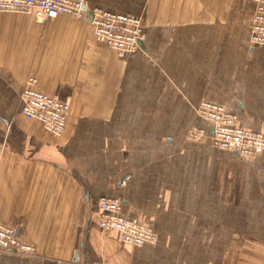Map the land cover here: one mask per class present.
<instances>
[{
  "label": "crops",
  "instance_id": "0c3cea01",
  "mask_svg": "<svg viewBox=\"0 0 264 264\" xmlns=\"http://www.w3.org/2000/svg\"><path fill=\"white\" fill-rule=\"evenodd\" d=\"M138 17L119 56L86 20L0 15V222L33 245L0 264H264V153L217 147L202 102L264 131V45L249 0H86ZM29 76L70 105L61 136L21 113ZM207 133L191 140L188 133ZM120 180H125L121 185ZM101 197L157 235L124 243L97 226Z\"/></svg>",
  "mask_w": 264,
  "mask_h": 264
},
{
  "label": "built area",
  "instance_id": "2783aa9c",
  "mask_svg": "<svg viewBox=\"0 0 264 264\" xmlns=\"http://www.w3.org/2000/svg\"><path fill=\"white\" fill-rule=\"evenodd\" d=\"M86 0H0V12L33 14L43 21L59 15L86 20L96 38L114 50L119 56L132 53L139 45L143 24L140 18L116 14L102 9H85ZM256 5L252 19L251 41L264 45V0H249ZM21 113L28 121H36L54 136H61L67 127L70 105L38 88V80L29 76L21 93ZM198 115L211 125L214 144L241 157L264 153V131L255 132L240 127L237 117L226 107L202 102ZM192 135H205L207 131L195 129ZM121 185L125 180H120ZM122 202L116 198L101 197L97 202V226L103 232L117 231L124 243L133 246L154 244L157 235L137 219L121 215ZM0 253L30 257L36 249L24 241L15 227L0 222Z\"/></svg>",
  "mask_w": 264,
  "mask_h": 264
},
{
  "label": "rangeland",
  "instance_id": "374dc122",
  "mask_svg": "<svg viewBox=\"0 0 264 264\" xmlns=\"http://www.w3.org/2000/svg\"><path fill=\"white\" fill-rule=\"evenodd\" d=\"M5 13H8V12H0V15H4ZM10 13H19V12H10ZM20 14H27V13H20ZM143 24V23H142ZM111 49V48H110ZM114 51V50H113ZM22 89H23V87H22ZM21 93H22V90H21ZM21 93H20V101H21V107H22V100H21ZM205 102V101H204ZM28 121V120H27ZM38 123V122H37ZM40 124V123H39ZM193 130H195V129H193ZM192 130V131H193ZM192 131H190L189 133H188V138L189 139H191V140H194V139H198V138H200V137H202L201 135H195V134H193L192 135ZM204 136V135H203Z\"/></svg>",
  "mask_w": 264,
  "mask_h": 264
}]
</instances>
